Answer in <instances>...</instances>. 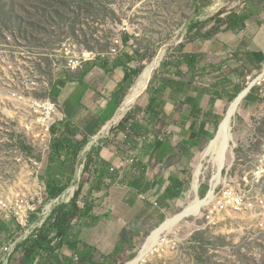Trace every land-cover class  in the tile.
I'll return each mask as SVG.
<instances>
[{
    "label": "rangeland",
    "instance_id": "rangeland-1",
    "mask_svg": "<svg viewBox=\"0 0 264 264\" xmlns=\"http://www.w3.org/2000/svg\"><path fill=\"white\" fill-rule=\"evenodd\" d=\"M248 1L0 0V228L15 220L10 217L9 209H12L19 195L27 198L35 196L38 209H41L35 219L31 215V229L40 221H45L48 217L46 214H50L61 202H68L76 192L79 193L82 208L85 200L91 207L95 204L104 208L100 200L105 202L106 196L114 188V181L110 180L111 176L106 180L97 179L94 175L95 161L104 163L101 164L103 174L107 168H113L110 170L113 173L117 165L122 163L125 167L133 162L130 144L137 140L132 134L131 123L140 118L151 95H161L164 63L176 61V51L180 46L209 33L213 24L220 23L227 14ZM124 22H127L125 27L130 34L139 35V38L134 37L133 42L129 35L124 36L131 42L128 46L133 49L137 60L133 83L148 65L155 63L148 85L146 83L147 87L145 85L146 88H143L145 92L139 93L137 101L134 102V99L138 95L130 104L125 100L120 105L129 89L123 93L112 123L87 141L75 158L74 166L69 162L66 169L68 176L58 179L65 190L59 199H51L47 182L51 174L48 159L52 142L43 146L36 144L25 129V116L31 113L35 99L53 95L49 92L51 83L65 72L59 69L64 62V49L73 46L87 59L109 53L115 40L122 35ZM244 74L243 71L237 95L220 109L212 136L201 148L187 176L185 199L175 206L168 219L178 215L195 200L193 184L202 161L201 155L215 138L233 101L244 91ZM121 116L124 117L119 121ZM129 116L127 130L115 131L114 127ZM233 134L236 145L233 144V154L231 151L228 154L222 174L225 175L227 168L233 165L236 181V174L241 176L251 171L255 158L264 146L263 93L253 90L243 98L234 117ZM93 147H99V151H93ZM217 172L218 168L204 162L201 199H206ZM71 188L74 189L72 194ZM262 191L263 205L256 208L251 217L221 219L214 226L208 224L203 208L199 215L184 220L167 238L169 245L143 264H264V184ZM3 203H8L10 208H4ZM167 220L157 226L144 227L138 244L125 252L120 264L135 260L148 238ZM17 227L20 228L18 224ZM15 229L16 223L13 231ZM2 233L0 245L7 244L15 235L8 231ZM19 254L15 250L8 264H21ZM6 259L0 255V264H6Z\"/></svg>",
    "mask_w": 264,
    "mask_h": 264
},
{
    "label": "crops",
    "instance_id": "crops-1",
    "mask_svg": "<svg viewBox=\"0 0 264 264\" xmlns=\"http://www.w3.org/2000/svg\"><path fill=\"white\" fill-rule=\"evenodd\" d=\"M123 41L119 53L89 58L82 70L65 71L51 83L49 95L63 113L53 126V147L59 140L69 141L61 157H52L51 150L49 179L68 176L72 161L66 151L109 127L128 96L130 90L119 105L137 63L131 42L127 37ZM175 57L163 65L161 95H151L145 111L131 123L137 140L130 144L133 162L103 174L104 163L95 161L94 175L100 180L111 176L114 188L104 203L100 200L104 208L94 204L74 222L70 239L78 250L64 246L57 263L47 259L38 264H120L125 252L138 244L144 227L157 226L172 215L185 199L187 176L212 136L220 109L240 89L242 72L264 67V0L245 2L213 24L209 33L180 46ZM15 223L18 232L13 231ZM2 231L23 234L15 220L1 226Z\"/></svg>",
    "mask_w": 264,
    "mask_h": 264
},
{
    "label": "built area",
    "instance_id": "built-area-1",
    "mask_svg": "<svg viewBox=\"0 0 264 264\" xmlns=\"http://www.w3.org/2000/svg\"><path fill=\"white\" fill-rule=\"evenodd\" d=\"M125 26H127V22H124L122 27V35L115 40L113 47L110 48L111 54H117L121 48H124L123 38L126 34L129 35L131 42L135 40L134 37L139 38L137 33L130 34L129 29ZM64 50L62 55L64 62L59 69L70 72L82 70L87 60L86 55L81 54L73 46H69ZM244 72V90L249 89L248 94H251L253 90L264 94V67L255 72L247 70H244ZM32 106L31 113L25 116V129L27 133L33 136V141L36 144L40 146L44 144L50 145L52 142V128L63 119L61 105L48 96L42 99H35ZM29 116L31 117L30 119ZM49 145L47 146L48 148ZM252 167L249 173H243L241 176L236 174L237 180L235 181L233 165H230L225 175L222 174V180L213 189L209 186L205 198L208 197L211 191L212 198L204 206L206 220L209 225L215 226L221 219L251 217L256 212V208L263 205L261 194L263 193L262 185L264 184V146L261 149V153L255 158ZM3 206L7 210L10 208V206L5 204ZM38 211L35 196L27 198L19 195V197H16L12 209H9V215L23 229V234L19 236L16 233L14 236H18V238L14 237L7 244L0 245V255L7 258L6 264H8L9 258L16 250L18 244L35 235L37 228L42 226L44 220L31 229L30 217L32 214L39 213ZM47 216L49 214H46ZM75 260H77L76 256Z\"/></svg>",
    "mask_w": 264,
    "mask_h": 264
},
{
    "label": "trees",
    "instance_id": "trees-1",
    "mask_svg": "<svg viewBox=\"0 0 264 264\" xmlns=\"http://www.w3.org/2000/svg\"><path fill=\"white\" fill-rule=\"evenodd\" d=\"M137 70H131L130 76L126 81V89H129L133 83V76L136 75ZM134 84V83H133ZM145 92V91H144ZM144 94V93H143ZM130 116L127 117L122 123H120L116 128L125 130L126 124L128 123ZM115 128V129H116ZM55 129L52 128V133ZM53 141V140H52ZM69 141H57L53 147V142L51 145L52 157H61L64 151V143ZM87 139L81 141L75 147H70L66 151V157L68 160L72 161L74 166L75 158L78 156L79 151L88 143ZM99 151L98 148L93 147V151ZM93 157V156H92ZM94 158V157H93ZM91 158V160H93ZM90 160V161H91ZM65 188L63 185L52 179H48L47 191L51 199L59 197ZM85 209V210H84ZM91 206L85 200L84 207L82 208L79 203V193L76 192L75 195L68 202H61L56 205L52 212L49 214L47 219L43 222L42 226L39 227L38 232L35 235L28 237L23 242H20L16 248V252L19 254V261L21 264H38L39 262H46L47 259L53 262H58L60 251L64 246L69 247L73 251L78 250V243L72 241L70 236L72 234L74 221L80 219L84 216L86 211H89ZM41 210V209H39ZM40 212V211H38ZM35 215H32V219H35ZM34 216V217H33ZM147 242V241H146ZM146 244V243H145ZM144 247V246H143ZM46 264V263H44ZM67 264H72L68 262Z\"/></svg>",
    "mask_w": 264,
    "mask_h": 264
},
{
    "label": "bare ground",
    "instance_id": "bare-ground-1",
    "mask_svg": "<svg viewBox=\"0 0 264 264\" xmlns=\"http://www.w3.org/2000/svg\"><path fill=\"white\" fill-rule=\"evenodd\" d=\"M160 63L161 62H159L158 65H160ZM154 66H155V63H151L141 73L135 85L130 90L131 91L130 94L128 95V97H126L127 99H125L127 104H130L132 100L138 95L134 99V102L137 101L139 95L144 91L143 88L145 87L148 81V78L151 76L150 74H152L151 72ZM248 91L249 89L244 90L233 101L231 107L229 108L227 114L225 115V118L219 125L215 138L210 141V143L207 145V147L204 149L201 155L202 161L195 174L194 184H193V190L196 195L195 200L189 206H185L183 211H181L178 215L168 219L160 228L154 231L153 234L148 238L139 256L132 262H129L128 264L146 263L154 254L166 248L169 245L167 238L172 233H174L176 228L184 220L191 218L193 216L199 215L201 213V210L204 208V206L208 203V201L211 200L212 191L206 199H201L200 197V188H201V183H202V177L204 175L203 174L204 162L210 163L214 165L216 168H218V172L215 174L214 179H213V186H212V189H213L214 186L222 180L221 174L226 166L229 152L231 151V154H233V149L235 148L233 144L236 145L235 136L233 134L234 117L239 110V106L243 98H245L246 95L248 94ZM123 117L124 116H122L121 119ZM73 191H74L73 188H71L70 193L72 194ZM4 204L8 206V203H3V205Z\"/></svg>",
    "mask_w": 264,
    "mask_h": 264
},
{
    "label": "water",
    "instance_id": "water-1",
    "mask_svg": "<svg viewBox=\"0 0 264 264\" xmlns=\"http://www.w3.org/2000/svg\"><path fill=\"white\" fill-rule=\"evenodd\" d=\"M132 87H133V85H132V86L129 88V90H131V89H132ZM246 96H247V95H246ZM73 190H74V189H73ZM57 199H59V197H58ZM70 199H71V198H69V201H70Z\"/></svg>",
    "mask_w": 264,
    "mask_h": 264
}]
</instances>
